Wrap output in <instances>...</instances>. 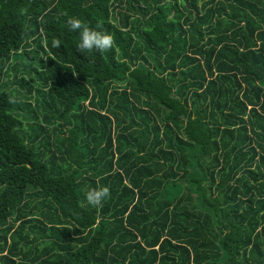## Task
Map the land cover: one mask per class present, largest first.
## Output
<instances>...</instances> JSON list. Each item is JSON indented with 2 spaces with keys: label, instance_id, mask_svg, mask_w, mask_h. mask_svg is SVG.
Masks as SVG:
<instances>
[{
  "label": "trees",
  "instance_id": "1",
  "mask_svg": "<svg viewBox=\"0 0 264 264\" xmlns=\"http://www.w3.org/2000/svg\"><path fill=\"white\" fill-rule=\"evenodd\" d=\"M8 70L0 264H264V0H0Z\"/></svg>",
  "mask_w": 264,
  "mask_h": 264
},
{
  "label": "clouds",
  "instance_id": "2",
  "mask_svg": "<svg viewBox=\"0 0 264 264\" xmlns=\"http://www.w3.org/2000/svg\"><path fill=\"white\" fill-rule=\"evenodd\" d=\"M25 9H21L23 15ZM68 25L71 31L79 33V40L76 45V49L81 54L91 55L93 52L105 53L112 49L114 46V39L112 35L106 31L97 30L92 28L88 24H85L79 18L73 17L68 20ZM54 48H59L61 42L59 39L54 38L52 41ZM110 196V190L107 186L93 188L86 194V200L89 205L96 207L101 206L103 201Z\"/></svg>",
  "mask_w": 264,
  "mask_h": 264
},
{
  "label": "rangeland",
  "instance_id": "3",
  "mask_svg": "<svg viewBox=\"0 0 264 264\" xmlns=\"http://www.w3.org/2000/svg\"><path fill=\"white\" fill-rule=\"evenodd\" d=\"M14 61H12L11 63H13ZM27 63L26 58L24 56L21 57V59H17L15 60L16 64H21V63ZM23 78L25 81L28 82V77L26 76V74H22L19 71L17 72H13L12 70H8L7 74H1L0 76V82L3 84V87L8 90L11 91V98L15 99V98H19L21 103H29L30 105H32L33 102V95L32 94H26L24 91L23 87H20L18 80ZM22 93H25L27 96V99L22 97ZM31 97V98H29ZM21 111H24V108H21ZM21 113V112H19ZM25 113V112H23Z\"/></svg>",
  "mask_w": 264,
  "mask_h": 264
}]
</instances>
